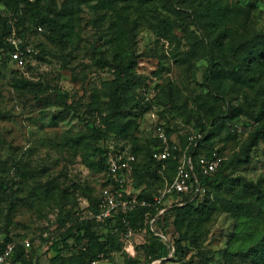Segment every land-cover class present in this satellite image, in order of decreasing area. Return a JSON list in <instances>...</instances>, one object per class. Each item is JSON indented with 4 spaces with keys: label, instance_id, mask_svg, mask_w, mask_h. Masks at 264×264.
I'll return each instance as SVG.
<instances>
[{
    "label": "rangeland",
    "instance_id": "1",
    "mask_svg": "<svg viewBox=\"0 0 264 264\" xmlns=\"http://www.w3.org/2000/svg\"><path fill=\"white\" fill-rule=\"evenodd\" d=\"M53 1L60 7L62 0ZM233 1L244 6L253 5L247 18L239 16L233 21L234 28L240 33L245 30L264 33V0ZM111 2L114 8L132 4L123 11L130 24L129 29L124 28L125 49L135 56L134 70L140 83L134 94L144 102L153 103L151 107L137 111L131 132L138 145L155 136L153 126L159 120H169V126L174 129L173 140L187 134L199 137L201 127L205 128L204 133L208 131L211 127L209 104H213L212 111L223 109V105L220 101L211 102L207 98L208 90L202 85L207 60L185 56L189 45L180 27L175 26L171 33H165L155 26L158 18L167 15L174 20L175 14L160 4L153 12L148 4L142 6V10L136 9L134 0ZM183 10L185 13L186 8ZM0 11H3L1 4ZM117 11L109 5L99 4L98 0L82 3L74 18L73 37L64 48L42 35H29L27 46L39 57L30 60L24 75L40 84V88H35L40 97L51 94L50 99H53L54 93L51 92L54 88L62 91L68 108L38 103L32 94H13L8 77L0 80V108L3 112V118H0V159L9 158L0 163V168L11 175L14 170L10 159H19L20 166L28 165L32 172L26 185L17 193L18 205L10 230L29 241L35 251L32 264H49L50 257L55 254L50 247L51 242L60 239L71 219L89 216V204L105 191L101 175L88 165L90 161L97 160V154L87 155V147L72 143L73 138L82 132L87 133L73 112L90 116L89 108L96 106L92 103L96 99V110L106 114L102 110L105 98L101 83L112 79L113 73L102 60L113 57L115 43L108 40L115 34ZM18 42H22L21 37H18ZM39 42L42 47L37 46ZM10 68L15 67L12 64ZM167 94L173 102L172 108L154 104L165 99ZM226 96L232 99L233 104L246 106L244 113L226 121L218 134L211 137V145L220 148L227 157L246 139L251 129V116L257 113L259 104L249 91L246 98L229 92ZM61 110L67 112L66 117L55 119ZM206 145L209 146L208 143ZM200 158H204L203 155H199ZM156 168V163H153L147 183L134 188V193L138 194L143 189L159 197L169 188L166 182L154 179L152 172H156ZM227 174L231 185H222L211 194L208 203L214 201L216 205L200 220L188 222L184 219L176 224L173 223V214L167 216L166 233L172 242L180 239L182 248L179 255L162 263L148 261L145 248L150 232L148 222L143 218L139 226L131 229V237L127 241L111 239L98 258L87 264H226L227 252L245 250L264 238V215L261 217L259 214L264 213V205L254 197L245 200L254 207L251 217L234 219L225 209L226 204L236 198L239 189L232 185V179L251 180L264 191V142L258 141L251 149L248 164H238ZM3 207L4 204L0 205V209ZM1 226L0 218V233ZM68 242L71 246L62 252L70 255L77 251L79 245L71 243V240ZM62 246L59 243V247Z\"/></svg>",
    "mask_w": 264,
    "mask_h": 264
},
{
    "label": "trees",
    "instance_id": "2",
    "mask_svg": "<svg viewBox=\"0 0 264 264\" xmlns=\"http://www.w3.org/2000/svg\"><path fill=\"white\" fill-rule=\"evenodd\" d=\"M86 1L88 0H62L58 7L53 0H0L3 8V11H0V80L5 76L8 77L7 82L13 94L18 96L32 94L38 103L41 101L44 105L56 104L64 109L69 107L65 99L66 95L56 88L51 92L54 93L53 99H50L51 94L42 97L37 95L35 88H40V84L37 85L31 78L26 77L24 72L29 69L30 60L39 56L30 49L27 51L26 48L29 44L28 37L32 34L42 35L64 48L73 37L76 13L80 5ZM134 1L138 10H142V6L148 4L149 9L155 12L160 4L175 14L174 20L167 15L158 18L156 29L165 33H171L175 26L182 29L189 45L185 56L207 60L208 66L202 77V85L208 90L207 98L211 102L220 101L223 109L212 111L213 104H209L211 127L205 133V128L201 127L200 136H193L192 141L188 139L191 134L173 140L174 129L169 126V120H159L153 126V131L157 125H160L171 146L175 145V148L170 150V156L165 159L156 157L161 149L156 136L146 138L142 145H138L137 138L131 132L138 115L137 111L139 108H149L153 103L144 102L143 98L136 97L134 94L140 83L136 80L139 76L134 70L135 56L128 54L125 49L124 28L129 29L130 24L126 12L123 11L132 4L114 8L111 0H98L99 4L109 5L113 7V10H118L117 21L114 24L115 34L108 40L115 43L113 57L111 60H102V63L110 68L113 78L101 83L102 96L105 98L102 110L106 114L96 110L98 108L96 99L92 102L96 106L89 108L90 116L73 112V115L83 123L87 133L82 132L80 136L72 139V143L87 147L89 149L86 152L87 155L97 154V160L90 161L88 165L92 171L101 175L105 187L118 188L107 172L106 154L114 151L133 155L135 161L132 170L125 174V185L130 186L131 195H135L138 201L144 200L149 205L137 204L127 213H118L105 221H97L94 216L98 212L101 196L95 198L88 206L89 216L71 219L70 224L60 234V239L51 242L50 247L55 254L50 257L49 264H87L98 258L111 239L122 238L123 241H127L124 235L129 231L130 238L131 229L139 226L143 218H146L150 232L149 242L145 248L148 261L162 263L171 260L179 255L182 246L180 239L172 242L167 235V216L173 214V223L176 224L184 219L188 222L193 219L200 220L216 205L214 201L208 203L211 194L218 191L222 185L225 187L231 185L228 171L238 164H248L251 149L258 141L264 142V33H250L246 30L240 33L234 28L235 22L233 23L234 20L239 19V16L247 18L253 5L244 6L233 0ZM12 33L15 38L22 39L17 46L8 41ZM37 46L42 47V43H37ZM16 49L24 53L22 66H17L11 58V52ZM12 64L15 68H10ZM248 91L257 98L259 108L257 113L251 116V129L246 139L240 143L238 150H233L226 157L220 148L211 145L210 140L212 136L218 134L226 121L246 111L244 104H233L232 99L226 94L229 92L246 98ZM154 104L169 106V109L173 107L168 94L165 99H160ZM162 113H160L161 119L164 118ZM2 114L0 108V118H3ZM66 115L67 112L61 110L55 119L63 120ZM213 152L221 156L222 160L212 173L203 175L197 167L198 157L203 155L205 158H212ZM184 157H190L195 176L204 192L185 195L169 191L163 194L160 203H154L156 196L143 189L138 194L134 193V188L147 183V176L151 174L153 163L157 165L156 172H152L154 179L166 182L169 187ZM7 160L9 158L0 159V163H5ZM10 160L13 174L10 175L0 168V205L4 204V207L0 209L2 221L0 247L8 242L15 244L9 264H32L34 249L30 244L24 245V236L14 234L10 230L18 205L17 193L26 185L27 177L32 175V172L30 173L28 165L21 167L19 159ZM16 177L20 179L17 180ZM231 182L239 189L236 192V198L227 203L225 209L234 219L251 217L254 207L245 203V200L254 197L257 202L264 205V191L258 183L244 178H235ZM171 198H173L172 201ZM168 201H171L170 204ZM162 209L164 210L160 212ZM259 214L261 217L264 215L263 212ZM69 240L79 245L77 251L70 255L62 252V249L71 246ZM59 243L63 244L62 248L59 247ZM225 257L226 264H264V238L245 250L227 252Z\"/></svg>",
    "mask_w": 264,
    "mask_h": 264
},
{
    "label": "built area",
    "instance_id": "3",
    "mask_svg": "<svg viewBox=\"0 0 264 264\" xmlns=\"http://www.w3.org/2000/svg\"><path fill=\"white\" fill-rule=\"evenodd\" d=\"M8 41L17 46L18 39L14 37V33L8 37ZM29 51V48H26ZM11 58L17 66L24 64V53L20 49H16L11 52ZM155 136L160 142V150L157 152L156 157L158 159H165L170 156V150L175 148V145L170 144L167 135L160 125L155 127ZM192 141L193 136L188 138ZM222 157L213 152L212 158H200L197 161V167L201 174L208 175L212 173L219 163ZM135 157L131 154L123 152L110 151L106 154L105 165L107 172L111 180L118 185V188L105 187V191L102 194L98 203V212L94 216L97 221H105L118 213H127L134 208L137 204L149 205L148 202L142 200L138 201L135 195H131V189L129 185H125V174L132 170ZM174 191L176 193L185 195H196L197 193L204 192V189L200 186L195 173L194 167L190 157L183 158L179 166L173 181L169 188L163 192ZM163 194L159 197H154V203H160ZM162 209L160 212H162ZM128 240L130 232L125 235ZM29 241L24 240V245L29 246ZM15 244L13 242L6 243L3 247H0V264H9V259L13 252Z\"/></svg>",
    "mask_w": 264,
    "mask_h": 264
}]
</instances>
